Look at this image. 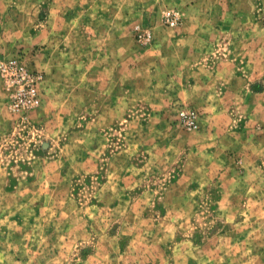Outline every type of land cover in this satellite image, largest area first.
<instances>
[{
	"label": "rangeland",
	"instance_id": "rangeland-1",
	"mask_svg": "<svg viewBox=\"0 0 264 264\" xmlns=\"http://www.w3.org/2000/svg\"><path fill=\"white\" fill-rule=\"evenodd\" d=\"M263 7L0 0V264H264Z\"/></svg>",
	"mask_w": 264,
	"mask_h": 264
},
{
	"label": "built area",
	"instance_id": "built-area-1",
	"mask_svg": "<svg viewBox=\"0 0 264 264\" xmlns=\"http://www.w3.org/2000/svg\"><path fill=\"white\" fill-rule=\"evenodd\" d=\"M260 17L264 19V7ZM164 19L171 27L180 22L178 12L167 11ZM0 74L4 78L6 88L9 90L13 112L24 113L36 108L41 101L39 82L41 76L31 73L26 66L16 59L0 61ZM193 122H191L192 124Z\"/></svg>",
	"mask_w": 264,
	"mask_h": 264
}]
</instances>
